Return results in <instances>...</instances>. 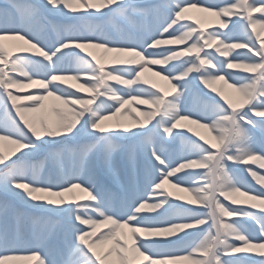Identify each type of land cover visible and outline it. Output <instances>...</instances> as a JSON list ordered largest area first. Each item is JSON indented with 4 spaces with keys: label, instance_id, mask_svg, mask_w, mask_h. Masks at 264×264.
<instances>
[{
    "label": "snow or ice",
    "instance_id": "snow-or-ice-1",
    "mask_svg": "<svg viewBox=\"0 0 264 264\" xmlns=\"http://www.w3.org/2000/svg\"><path fill=\"white\" fill-rule=\"evenodd\" d=\"M262 36L264 0H4L0 264H264Z\"/></svg>",
    "mask_w": 264,
    "mask_h": 264
},
{
    "label": "bare ground",
    "instance_id": "bare-ground-1",
    "mask_svg": "<svg viewBox=\"0 0 264 264\" xmlns=\"http://www.w3.org/2000/svg\"><path fill=\"white\" fill-rule=\"evenodd\" d=\"M3 2H4V0H0V5H2ZM188 15L194 16L197 19H199L200 25H202L205 28L206 31H210L209 30L210 28H212L213 31H215V30H219V31H222V32L228 31V29H219L218 25L216 23V18L213 17V16H209V15L204 14V13H199V12H196L195 10L189 12ZM254 15H259V14L255 13ZM52 19H56V18H52ZM57 22H59V23H72L71 21H59V20ZM188 22L191 23V21H188ZM237 34H239V30H237ZM47 35L50 36L51 33H47ZM262 38H264V36H262ZM6 43H8L10 45H13V44H15L17 42L16 41H7ZM168 46H171V47H183L182 45H168ZM205 50L206 51H213V54L216 55L217 59H223V57H219L218 54L214 53L213 49H205ZM87 51L91 52L93 55L97 56L98 58H102L103 61L105 62V66L106 67L112 66L111 64L108 63V61L111 60V58L113 57L114 54H105L101 50L93 49V48H89V49H87ZM235 51H246V50H234L233 54H235ZM159 67H160L159 65H153L151 70L146 71L143 74V78L148 79L150 81H153V82H155V83H157V84H159L161 86H165L163 81H160L158 77H155V76L152 75V72L155 71ZM226 71H232V70H227L226 69ZM75 83L76 82H73V81H69L68 82V84H72L73 85V87L70 89L71 91H75L76 90L75 89ZM221 85H222V82L217 83V85H215V86L217 88H219V87H221ZM116 87H120L122 90H124L123 86L116 85ZM142 87L146 88V85H142ZM201 87H203V86H201ZM33 90L34 89H31V91H33ZM205 91H208V90L205 89ZM224 91L228 92L229 95H231L232 98L235 100V96H234V94H231V90L230 89L224 88ZM21 94H23V93H21ZM77 94L78 95H87L84 92H79ZM210 95H215V94L214 93H210ZM217 99H219V98L217 97ZM46 103L51 104V103H54V102L48 101ZM221 103H223V101H221ZM146 107H147L146 105H140V104H135L134 103L133 105L126 106V109L131 111L132 116H135L137 119H140L138 113L140 111L145 110ZM118 119H120L125 124H130L131 123V118L127 115L126 112H125L123 117H118ZM254 119H262V118L254 117ZM114 122L115 121H108L106 123L113 124ZM187 128H191L193 130V132H196V133H199L200 135H204V136L208 137V133L205 132V130L196 128L195 125H185L183 130L185 131V135L188 136L190 139H194V138L198 139V138H196L198 136H194L192 134V132L186 131ZM256 139H257V143L258 144L259 143H264V137H262L259 132H257V134H256ZM178 144H179V142H177V144H175V145H171V147L170 146H166V147H169V150L173 153V156H175V154L177 152L182 150V149L179 148ZM9 147L10 146H5V150L7 151ZM37 160H39V159H37ZM64 162L66 163V161H64ZM244 169L255 170V171H257L258 174L264 173V169L259 168L258 163H250L249 165H240V166H238L236 174H237L238 178L246 186H250V184H248L250 182H253L254 184H257V183L248 175V172L246 170H244ZM165 187L167 188L168 186L165 185ZM259 188H260V185H259ZM168 190L174 192V194L177 195V196L185 197L186 199L188 198L187 194H185V193L175 192V190L171 189V188H169ZM74 194L76 196L80 195L79 193H74ZM221 199L223 200V197H221ZM234 199L239 201V200H242V199H245V198L237 196V197H234ZM223 202L228 207H244L245 206V205H242V204L232 205L229 201H226V200L223 201ZM248 202L253 203L252 201H248ZM201 227H203V226H201ZM102 230H105V229H102ZM249 231L254 233L256 230L251 225H249ZM238 255H242V254H238ZM21 264H34V262H21Z\"/></svg>",
    "mask_w": 264,
    "mask_h": 264
},
{
    "label": "rangeland",
    "instance_id": "rangeland-1",
    "mask_svg": "<svg viewBox=\"0 0 264 264\" xmlns=\"http://www.w3.org/2000/svg\"><path fill=\"white\" fill-rule=\"evenodd\" d=\"M210 31H213V29L212 28H210L209 29ZM47 35V34H46ZM112 66H116V65H112ZM111 67V66H110ZM66 86V85H65ZM146 88H148V85H146ZM70 90V89H69ZM149 90H153V89H149ZM33 91H36V89H34ZM226 94H229L228 92H225ZM13 115H14V113H13ZM201 132V131H200ZM257 134V133H256ZM196 138H198V137H196ZM195 139V138H194ZM198 140V139H197ZM198 142H201L202 143V141H198ZM178 146H179V148L180 149H182V146L180 145V143L178 144ZM171 147V146H170ZM36 160L37 159H40L39 157H37V158H35ZM48 162H51L52 163V166L54 167V171H56V162H54V161H52L51 159H49V160H47L46 161V166H45V171H47V163ZM53 171V172H54ZM249 187H251V188H253V189H260L259 188V185L258 184H253V183H251L250 184V186ZM73 195H75V194H73ZM0 198H2V196H0ZM185 198V197H184ZM186 199V198H185ZM242 200H244V199H242ZM175 202H177V203H180L181 201H175ZM248 203H250V202H248ZM194 207L195 205H189V207ZM147 215H151L152 213H146ZM188 231H191V230H188Z\"/></svg>",
    "mask_w": 264,
    "mask_h": 264
}]
</instances>
